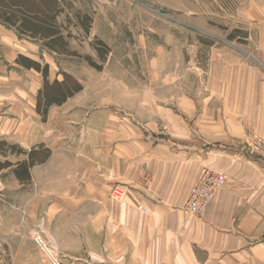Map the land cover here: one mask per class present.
I'll return each mask as SVG.
<instances>
[{"label": "crops", "instance_id": "0c3cea01", "mask_svg": "<svg viewBox=\"0 0 264 264\" xmlns=\"http://www.w3.org/2000/svg\"><path fill=\"white\" fill-rule=\"evenodd\" d=\"M238 2L228 17L246 38L216 43L215 89L199 104L184 93L177 104L128 112L113 106L112 85L83 81L110 79L111 57L105 71L81 74L0 31V140L50 151L27 180L15 172L28 156L0 153V204L45 208L43 232L64 263L264 264V0ZM20 55L48 64L50 82L70 73L83 91L43 122L36 110L43 75L16 64ZM205 168L228 182L192 216L186 203ZM116 188L121 201L111 199Z\"/></svg>", "mask_w": 264, "mask_h": 264}, {"label": "rangeland", "instance_id": "374dc122", "mask_svg": "<svg viewBox=\"0 0 264 264\" xmlns=\"http://www.w3.org/2000/svg\"><path fill=\"white\" fill-rule=\"evenodd\" d=\"M66 1L73 9H67L60 17V23L63 32L71 35L68 40L74 56H55L59 59L57 64L60 69L87 73L91 68L85 58L92 56L98 61L91 42L95 38L105 41L111 48V60L106 69L110 79L96 75L92 80L83 81L94 89L112 85V90L109 88L108 91L116 94L113 95V106L125 105L128 112L152 103L177 104L174 100L184 93L199 104L200 94L215 89V45L221 46L216 44L218 41L229 42L227 37L232 31V23L228 15H231V9L234 12L239 9L238 0H233V5L231 0ZM76 12L92 16L89 38L85 36ZM67 16L72 18L71 23ZM5 30L14 32L0 24V31ZM15 35L42 47L40 42ZM203 41L215 45L207 47ZM242 50L246 51L245 48ZM41 64L45 65V62ZM117 83H120L119 87ZM172 92L175 98L171 97ZM44 218L45 208L26 210L0 204V264H52L35 241L40 236L55 253L58 252L43 232ZM57 255L61 264H72L68 259L64 263L63 257Z\"/></svg>", "mask_w": 264, "mask_h": 264}, {"label": "trees", "instance_id": "16d2710c", "mask_svg": "<svg viewBox=\"0 0 264 264\" xmlns=\"http://www.w3.org/2000/svg\"><path fill=\"white\" fill-rule=\"evenodd\" d=\"M72 11L73 5L66 0H0V24L13 30L20 37L40 42L43 49L57 57L74 56L71 51L68 38L70 33L63 32V25L60 17L67 11ZM70 12H68L69 15ZM77 20L84 30L87 38L91 34L93 18L90 15H82L80 12L75 14ZM72 18L67 16L68 23ZM239 36V31H232L227 37L228 41H235ZM237 41H244L246 33H242ZM217 43V42H216ZM207 47H213L215 43L203 41ZM91 47L96 53L98 61L92 56L85 58L86 63L92 69L101 72L107 63L111 53V48L102 40L95 38L91 42ZM19 66L35 70L43 75L44 82L37 96V113L42 117L43 122H47L51 108L63 105L68 99L81 93L84 89L83 84L70 73L60 71L61 80L49 81V65H42L25 56H18L15 61ZM12 152L17 155L28 156V160L17 164L16 175L26 180L29 179V168L45 163L50 157V151L44 148L33 149L29 153L23 152L17 146L10 145L0 140V153ZM3 165L0 163V169Z\"/></svg>", "mask_w": 264, "mask_h": 264}, {"label": "built area", "instance_id": "2783aa9c", "mask_svg": "<svg viewBox=\"0 0 264 264\" xmlns=\"http://www.w3.org/2000/svg\"><path fill=\"white\" fill-rule=\"evenodd\" d=\"M227 182L228 178L223 172L205 168L202 170L187 200L185 210L192 216L200 215L212 202L216 194L227 185ZM2 190L3 188L0 185V193ZM124 196V192L118 188L114 189L111 193V199L116 201L123 200ZM140 210L144 211V208L141 207ZM35 241L45 252L52 264H61L57 253L40 236L36 237Z\"/></svg>", "mask_w": 264, "mask_h": 264}]
</instances>
